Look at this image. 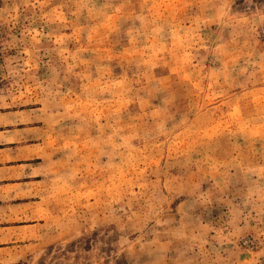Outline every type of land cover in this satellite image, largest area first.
I'll return each mask as SVG.
<instances>
[{"label":"rangeland","instance_id":"1","mask_svg":"<svg viewBox=\"0 0 264 264\" xmlns=\"http://www.w3.org/2000/svg\"><path fill=\"white\" fill-rule=\"evenodd\" d=\"M0 130V264H264V0H0Z\"/></svg>","mask_w":264,"mask_h":264},{"label":"crops","instance_id":"2","mask_svg":"<svg viewBox=\"0 0 264 264\" xmlns=\"http://www.w3.org/2000/svg\"><path fill=\"white\" fill-rule=\"evenodd\" d=\"M8 131L0 130V134L5 136ZM1 136V135H0ZM15 149L11 146L8 141L0 142V207L2 205H7V202L2 201L8 199L12 196L11 191H13L17 184H19V178L17 176V165L15 163ZM11 227L5 225L4 228ZM0 246V253L8 252V250L14 248L13 245L9 244L8 241Z\"/></svg>","mask_w":264,"mask_h":264}]
</instances>
